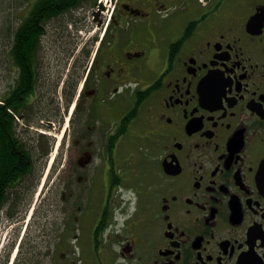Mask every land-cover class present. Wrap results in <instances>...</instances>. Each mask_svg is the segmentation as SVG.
Masks as SVG:
<instances>
[{
    "label": "flooded vegetation",
    "instance_id": "1",
    "mask_svg": "<svg viewBox=\"0 0 264 264\" xmlns=\"http://www.w3.org/2000/svg\"><path fill=\"white\" fill-rule=\"evenodd\" d=\"M76 1L38 7L16 66L2 47L3 131L41 161L25 211L0 216V264H74L87 226L103 264H264V0ZM42 174L55 199L27 224ZM32 225L48 263L22 260Z\"/></svg>",
    "mask_w": 264,
    "mask_h": 264
},
{
    "label": "trees",
    "instance_id": "2",
    "mask_svg": "<svg viewBox=\"0 0 264 264\" xmlns=\"http://www.w3.org/2000/svg\"><path fill=\"white\" fill-rule=\"evenodd\" d=\"M16 6L10 10L11 17L5 21L6 34L1 31V46H10L12 63L16 66L17 56L21 52L34 53L37 31L35 18L38 7L41 14L49 19L62 10L74 7L76 0H15ZM8 21V22H7ZM0 106V216L22 213L26 209V200L36 176L37 161L40 156L30 151L25 144L9 141L3 131L2 110ZM23 192L20 197L19 191ZM27 193V194H26ZM27 196V198H26Z\"/></svg>",
    "mask_w": 264,
    "mask_h": 264
},
{
    "label": "rangeland",
    "instance_id": "3",
    "mask_svg": "<svg viewBox=\"0 0 264 264\" xmlns=\"http://www.w3.org/2000/svg\"><path fill=\"white\" fill-rule=\"evenodd\" d=\"M15 6H16L15 0H0V55L2 54L1 38L4 37V35L2 37L1 31L4 32L3 34H6V28L8 27L3 26V25L5 24V21L11 17L10 10H13ZM1 71H2V67H1V57H0V78H1ZM140 134H141L140 130L136 128L135 131H133L129 135L127 142H126L127 143L126 146L128 147V150L130 151L131 162L133 161L135 162V173H136L135 177H136L137 182L139 181L140 177L142 176V173L144 172L143 162L145 161V158L147 157L146 148L140 137ZM40 161L41 159L37 161L36 163L37 166L40 163ZM45 171L46 170H44V172ZM44 175L42 174V179L45 177ZM54 175L52 179L49 181L48 185H46L48 182L47 181L48 174H47L46 177L44 178L43 186L40 188L41 183H42L41 181L37 186V190L34 191L32 202L30 204L31 208L28 210V213L25 216V217H27V215L29 216V213L31 211L30 219L28 220L27 224L33 221H40L41 220L40 218H42V216L46 214L44 213L45 207H43V205L49 204L51 203L52 200L55 199V195H53V189H52L53 183H54L53 180L55 178ZM106 181L107 179L106 177H104L101 181L100 191L98 190L97 194L94 197L93 203H94L95 210L101 204L102 195H103V192L105 191V190L103 191V189L106 188L105 187ZM32 207L34 208L33 210H32ZM37 210H39V213L33 219L32 215H34V213H36ZM24 219L27 220L26 218ZM41 223L47 225V223L43 221H41ZM6 224H5L4 219L0 223V228H1L0 242L2 243V246L5 245V239H4L5 229L3 228V226ZM25 224H26V221L24 222V227H25ZM42 229L43 228L41 227L39 229L34 228V226L32 225L31 227H29V229H27V231H25L24 233L25 235H23L22 240H21L22 245L20 246L22 248L23 255H24V259H22L23 261L24 260L27 261L28 258H31V257L33 259H37L43 256L45 263H48L49 254H50V246L47 248L46 246H44V244L42 245V242H43V238L41 236ZM90 231H91V228L89 226L83 229L77 228L76 238L75 239L73 238L72 240H70L72 242H71V245L68 247L69 249H72L73 251L71 253L69 252L70 254L68 253L67 259L71 258L74 255L71 258V262H74V264H103V261H104L103 255L95 251V249L93 248L95 241ZM9 233L11 232L9 231ZM20 236L21 234L19 235V237ZM19 239L20 238H18V241ZM46 240L47 238H45V241ZM65 245L66 244L64 243L62 247H64ZM0 250L2 251L3 249L1 248ZM18 254L20 253H18L17 251L16 256H15L16 258L14 257V260L17 259V257L19 256ZM22 257L23 256L21 255V258Z\"/></svg>",
    "mask_w": 264,
    "mask_h": 264
}]
</instances>
